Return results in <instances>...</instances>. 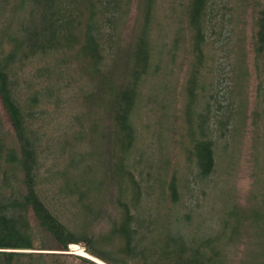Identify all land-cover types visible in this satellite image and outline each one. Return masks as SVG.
I'll return each mask as SVG.
<instances>
[{
  "label": "trees",
  "instance_id": "1",
  "mask_svg": "<svg viewBox=\"0 0 264 264\" xmlns=\"http://www.w3.org/2000/svg\"><path fill=\"white\" fill-rule=\"evenodd\" d=\"M0 97V264H57L32 250L71 243L111 264H234L244 237L238 264H264V211L228 192L218 224L189 230L250 119L264 177V0H0ZM66 97L79 110L54 135L40 106Z\"/></svg>",
  "mask_w": 264,
  "mask_h": 264
},
{
  "label": "rangeland",
  "instance_id": "2",
  "mask_svg": "<svg viewBox=\"0 0 264 264\" xmlns=\"http://www.w3.org/2000/svg\"><path fill=\"white\" fill-rule=\"evenodd\" d=\"M248 8L250 9L251 7L249 6ZM133 12L134 13H131L130 19L128 20V23L130 24V27H128V33L131 29V26L134 24V17L136 13L135 9ZM252 27L253 22L251 21V19H249V22L246 24V34L248 36H251ZM248 40L250 41L249 37ZM33 71V65H28L21 72V75L23 74L25 79H28V82L29 79H31L30 81H32V84L29 82L31 84V87H36L39 82V79L37 78V76L33 75ZM251 84H253V80H251ZM22 86H26L25 83H22ZM178 88H181L180 84ZM252 93L253 91L250 90V101L253 100ZM66 99H68V101L60 102L59 106H55L53 105V103L40 106L42 107V109H47L46 113L44 114L45 116H43V123L45 129L49 132L52 131L54 135L58 134V132L70 133L71 125L70 128L68 125L71 122V119H73V117L79 110L77 102L71 101L69 97H66ZM55 109L57 111L56 113ZM0 114L6 130L10 132V137H13L12 121L9 113L7 112L3 104L1 97ZM145 122L148 123V120H145ZM145 122L143 123L145 124ZM249 122L250 124L248 128L251 130L253 129V132H255L254 125L251 124L252 119H250ZM248 128L247 135L244 139H242L243 141H241L238 154L234 158V166L232 167L233 172L230 165L228 164H226L225 166H229V168L231 169L230 173L227 172L226 169L223 170V168L222 170H220V173H218L217 168L216 173L211 177L212 187H210L209 189L210 197L205 198V202L203 203L204 205L200 207L203 210L201 216L195 214V219L193 223L194 225L189 227L190 231L195 229L194 227L197 226L205 228L206 226H210L214 223L218 224V221L220 219V210L224 208L223 198H225L227 192L229 194H232V196L234 197L235 204L237 206L244 208L251 207L264 211V177H260V173L256 167L254 152L255 145L253 137L255 134L252 131H249ZM57 137L59 136H56V138ZM180 156L181 155L179 153V159ZM260 180H262L263 182L260 183ZM256 198L259 200L258 202H255ZM30 220L33 227L36 228L38 226V223L32 214L30 216ZM35 230L38 231V229ZM38 235L36 236L35 244L41 242V236ZM245 241H248L247 237H244L242 241H238L235 245L236 252L234 250V254L232 255L234 258V264H238L239 258H242L244 254L248 255L250 252L257 248L255 245L252 244L247 245ZM32 251L60 252V255L57 257V264H111L110 262L102 259L101 257L89 253L84 243H71L69 244V250L67 251L50 249H33ZM103 254L107 256L105 253ZM80 256L87 258L90 261H84L80 258Z\"/></svg>",
  "mask_w": 264,
  "mask_h": 264
}]
</instances>
